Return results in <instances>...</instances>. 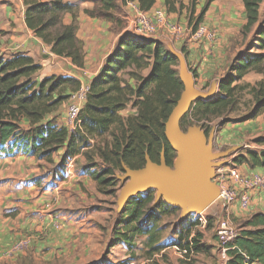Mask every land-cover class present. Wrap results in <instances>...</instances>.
I'll use <instances>...</instances> for the list:
<instances>
[{"label": "trees", "instance_id": "1", "mask_svg": "<svg viewBox=\"0 0 264 264\" xmlns=\"http://www.w3.org/2000/svg\"><path fill=\"white\" fill-rule=\"evenodd\" d=\"M22 1L27 28L52 54L68 58L77 68H83L85 56L82 41L77 37L80 12L121 29L122 22L116 15L119 1L134 2L144 12L156 3V0H79L92 4L91 8L82 9L78 3L67 0ZM212 1L207 0L192 21L196 5L191 0L188 25L192 31L203 22ZM176 3V0H163L168 14L180 13L185 8L182 3ZM263 3V0H242L246 21L241 34L252 33L257 51L235 57L228 73L218 81L213 97L190 103L178 120L182 132L197 126L207 137L211 129L209 121L220 119V126L229 122L227 116L239 110L243 92L250 96V107L241 118L254 119L264 113ZM66 14L71 17L68 24L63 22ZM177 63L176 57L161 42L122 33L99 73L89 82L80 111V128L68 131L53 119L67 101L69 92L78 88L79 80L51 75L38 81L36 74L40 65L30 56L22 53L7 58L0 56V145L13 138L25 152L46 159L53 151L65 147L60 163L78 154L94 165L97 160L100 166L91 177L99 192L115 187L119 182L118 173L124 175L126 169H142L147 161L159 165L163 160L171 168L176 153L164 131L184 89L176 71ZM145 70L148 72L143 74ZM250 72L260 74L261 79L254 85L241 83ZM127 106L135 108L136 113L122 117L120 112ZM24 121L28 127L22 130ZM89 139L101 141L91 145ZM255 143L264 145V137H257ZM232 161L235 165L264 167V150H244ZM177 211V207L155 201L151 190L133 196L124 203L113 226L112 246L121 244L132 249L136 238L144 237L150 254L160 251L165 245L158 243L162 233L158 224ZM199 225L198 219H182L174 225L176 238L169 245L176 246L184 255L182 264H194L189 261L193 255L208 254L214 248L201 243L202 234L194 230ZM226 248L225 264H264V212L253 213L239 223L237 236ZM117 264H128V261Z\"/></svg>", "mask_w": 264, "mask_h": 264}, {"label": "crops", "instance_id": "2", "mask_svg": "<svg viewBox=\"0 0 264 264\" xmlns=\"http://www.w3.org/2000/svg\"><path fill=\"white\" fill-rule=\"evenodd\" d=\"M67 1L78 3L82 9L92 7L90 2ZM160 4L163 5V0H156L153 8L161 7ZM24 13L22 0H0V56L7 58L17 53L30 56L40 65L36 74L38 81L57 75L89 82L99 73L123 33L115 32L110 22L80 12L77 37L83 42L85 56L83 68H77L68 58L52 54L34 36L25 24ZM170 15L172 13L169 18ZM204 17L210 26H216L220 31L218 34L211 28L216 33L213 41L189 43L185 53H180L174 50L178 46L177 40H161L170 54L181 55L182 64L192 73L194 88L198 91L208 84V88L214 85L217 89L218 81L228 73L229 63L235 59L230 37L246 21L242 0H213ZM63 22L70 23L71 17L64 15ZM82 71L89 74L88 79L83 77ZM147 72L145 70L143 74ZM242 80L248 83L250 79L244 76ZM129 83L134 84L132 80ZM127 108L130 109L125 114ZM127 108L120 112L122 117L136 113L135 108ZM64 110L62 107L54 115L53 120L58 125ZM27 127L25 121L21 123L22 130ZM261 135L264 136V113L254 119L227 122L219 130L216 142L220 147L240 150L247 140ZM64 150L65 147H60L46 159L25 152L13 138L0 145V264H94L102 256L111 230L108 233L103 230L108 210L97 208L102 200L91 177L94 165L86 162L82 154L60 163ZM237 168L256 173L259 167ZM263 193L264 190L252 195L246 212L235 209V204L228 205V209L233 217L264 212V202L254 200ZM21 237H30V248L13 256L6 255V250ZM210 245L216 246V243Z\"/></svg>", "mask_w": 264, "mask_h": 264}, {"label": "rangeland", "instance_id": "3", "mask_svg": "<svg viewBox=\"0 0 264 264\" xmlns=\"http://www.w3.org/2000/svg\"><path fill=\"white\" fill-rule=\"evenodd\" d=\"M176 1H177V3H182V5H184L185 8L181 9L180 13H172V16L171 15L170 16L173 20L179 21V23L183 26V28L190 29V26L188 25V20L190 19V15H191L190 10H189L191 0H176ZM193 1L196 5V10H195V14L193 15V19H191L192 21L194 20L195 15H197V13L199 12L201 7L205 4V2L207 0H193ZM263 5H264V3L262 4V8H263ZM160 6L163 7V9L165 10L164 5L160 4ZM165 12H166V10H165ZM116 15H117L118 19H120V21L122 22V28L118 29V28H116V25L112 24V23H111V28L115 32H120V31H122L123 33L126 32V30H127L126 28H128V23H129L127 17H128V15L129 16L133 15L132 9L127 5V3H123L122 1H119ZM205 18L206 17H204V20L201 24H203L204 26H207V27L209 26L210 28H214L217 31V33L220 34L219 29H217L216 26H210L208 24V21ZM189 43H191V41L188 40V37H185L184 40L178 41L177 49H174V48L173 49L177 52L182 53L181 47L184 46L182 48L184 50H186L187 46H189L188 45ZM82 44H83V42H82ZM169 45L172 46V42L169 41ZM254 46H255V42L253 41L252 33L248 34L247 36H243L241 34V28H239L238 31L234 33L232 38L230 37V47H231L232 52H234V54H233L234 57L239 56V55H243V54H248V53L251 54V53L256 52L257 50L255 49ZM231 63H229V64H231ZM176 71H177V73L179 71L178 63L176 66ZM82 72H85L83 74V77L86 76L85 78L88 79L89 74L86 71H82ZM188 74L191 78H193L191 75L192 73L190 74L188 72ZM245 77H248L250 79L248 82L250 85H254L257 81H259L261 79L260 78L258 80V78L260 76H259V74L254 73V72H250V73L246 74ZM84 81L88 82L87 80H84ZM242 83H244V80H242ZM209 85L210 84H208L206 86V88L202 89L201 91L204 93H207V90L209 89L208 88ZM247 103H248V106L246 105ZM249 104H250V96L247 94V92H243L241 94L239 110L234 112V113H231L227 116L230 119L229 122H238L239 117L241 118L246 113L247 109L250 107ZM66 105H67V101L65 103H63V105L60 106L58 108V110L62 109V107H63V109H65ZM129 109L130 108H127L126 112H124V113L126 114ZM219 120L220 119H211L209 121L211 123V129L209 130V135L206 138H204V148L205 149L207 148V150L209 148V151H210L209 154L211 155V157H209V158H207V157L204 158V161H206L210 165V167H209V172H210L209 184L211 185V187H214V189L216 191L219 188V184L216 182L217 169H219V168L227 169L231 166H235V167L236 166H238V167L244 166L247 169H251V167H249L246 164L235 165L233 163L232 159L247 149L264 150V145H258L255 143V139L257 137H264L263 135L247 140L246 141V147L241 148L240 150H238L236 148H231L229 146H221L220 147L219 143L216 142V137L218 136V132L221 129V127L225 126L226 123L220 126V124H218ZM240 121H245V120H243V118H241ZM188 131H189V133L192 131H198L199 133L202 132L197 126H192ZM182 134L187 135L188 132L187 133L183 132ZM221 134H224V133H221ZM98 140L99 139H94V140L89 139V143L91 145H93V144L98 145L99 142L101 141V140H99V141ZM99 166L100 165L96 160V164L94 165V170L96 168H98ZM169 169L174 170L173 167H171ZM223 171H225V170H223ZM239 172L242 175L250 174V172H247V171H243V172L239 171ZM257 172L264 175V167L262 166V167L257 168ZM124 176L125 175L118 173L116 177L119 179V182L116 184V186L115 187H109L106 190H104V192H100L102 201L100 204L101 206H99V207L97 206V208L98 209L106 208L108 210V216H107V220L105 223L106 227H104L103 230L105 233H108V231L111 230V234H108L102 256L100 257V259H98L96 262H94V264H117L121 261H128V264H182L181 261L184 260V258H185L184 255L178 250V248L176 246L169 245V243L173 239L176 238V235L173 234V228H174V225H176V223L178 221H180L182 219H191V220L198 219L200 222V225L196 226L194 230L202 234L201 243L209 246L210 243H212V242L216 243V239H215V235H214V228H215V225L217 224V222L222 221V220H225V221L227 220L236 229H238L239 223H241L245 218L248 217V215L243 216V217L242 216L241 217L240 216L239 217H233L232 213L228 209V205L220 202L217 199H215V200L211 201L200 212L191 211V212L186 213V215H182L181 208H178L179 211H177L176 213L169 215V216H165L160 221V223L158 224V227H160L162 229V233L159 236L158 243L164 244L165 246L158 252H152L151 254L148 252L149 246H147L145 244L144 237L136 238V240L134 242L135 246L132 249H128L124 245L123 246H120V245L112 246L113 226L116 222V219L120 215V208L123 205V202L125 200L123 197V195H124L123 193L125 190V184L128 181L122 182V179L124 178ZM150 190L154 192V196L156 198V193H157L156 188H147V189H144L142 192L146 193ZM161 199H162V197H161ZM251 199H252V196H251ZM251 199H250V201H251ZM258 199H260V203H262V201L264 202V193L262 194V196L260 198H257L254 200L257 201ZM157 201H159V199ZM161 201L164 202L163 200H161ZM232 204H235V209H238L240 211L246 212L249 210L248 207H247L248 209H243L240 206L239 201H237V200L232 202L230 205H232ZM207 243H209V244H207ZM216 245H217V243H216ZM212 247H214V248L208 254L199 253V254L193 255L191 260H189V261L190 262L193 261L194 264H224V259L222 258L220 252L218 251L217 246H212ZM9 248L6 250V253H5L6 255H8L7 252L9 250ZM29 248H30V246L24 251L13 253L12 255H8V256H13V255H16L18 253L26 252ZM215 248H216V250H214Z\"/></svg>", "mask_w": 264, "mask_h": 264}, {"label": "water", "instance_id": "4", "mask_svg": "<svg viewBox=\"0 0 264 264\" xmlns=\"http://www.w3.org/2000/svg\"><path fill=\"white\" fill-rule=\"evenodd\" d=\"M172 55L178 61V77L184 86L177 104L165 124L164 131L167 141L176 153L177 159L175 158L176 160L173 162L174 170L169 169L170 167H167L163 160L159 165L147 161L145 167L139 170L126 169L122 179V182L128 181L123 193L125 199L123 205L133 196L144 194L142 192L144 189L156 188L155 201L163 200L167 205L181 208L182 215H186L207 201L208 205L217 199L218 190L216 191L209 184L210 165L204 161V158H209L211 155L209 148L208 150L204 148V138L206 137L203 132L192 131L189 133L188 130L191 127L185 132L188 134L183 135L178 127V120L191 102L211 98L216 86H211L207 93L196 90L192 78L182 64L181 55L174 53Z\"/></svg>", "mask_w": 264, "mask_h": 264}, {"label": "built area", "instance_id": "5", "mask_svg": "<svg viewBox=\"0 0 264 264\" xmlns=\"http://www.w3.org/2000/svg\"><path fill=\"white\" fill-rule=\"evenodd\" d=\"M132 9L133 15H128L127 34L137 37L152 39L161 42V40H184L188 37L191 43H200L203 41H213L216 37L214 29L200 24L195 31L191 28H183L179 21L171 20L163 7H155L150 11H140L134 2H127ZM189 32V33H188ZM85 72H82V75ZM89 91V82L79 80V86L76 90L69 93L67 105L64 110L63 119L60 123L68 131H75L80 128V111L86 101ZM216 94V89L212 97ZM246 147V145L244 146ZM258 151V150H255ZM225 170V171H223ZM216 182L219 184L217 200L230 205L234 201H239L243 209H247L252 194L261 193L264 190V175L260 173H250L242 175L237 166H231L227 169H217ZM236 229L227 220L217 222L214 228V235L217 243V249L224 261L227 260L226 246L237 236ZM30 246V237H21L14 241L7 254L21 252Z\"/></svg>", "mask_w": 264, "mask_h": 264}, {"label": "bare ground", "instance_id": "6", "mask_svg": "<svg viewBox=\"0 0 264 264\" xmlns=\"http://www.w3.org/2000/svg\"><path fill=\"white\" fill-rule=\"evenodd\" d=\"M207 203H208V201L204 205H201L197 209H193V210L196 212H200L207 205Z\"/></svg>", "mask_w": 264, "mask_h": 264}]
</instances>
